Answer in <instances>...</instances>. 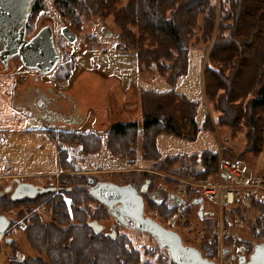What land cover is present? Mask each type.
<instances>
[{
    "label": "trees",
    "instance_id": "16d2710c",
    "mask_svg": "<svg viewBox=\"0 0 264 264\" xmlns=\"http://www.w3.org/2000/svg\"><path fill=\"white\" fill-rule=\"evenodd\" d=\"M53 2L76 30L81 29L83 19L111 15L119 29L116 47L127 52L135 51L139 72L154 68L172 87L168 92L153 93L143 105L141 159H153L156 170L200 181L211 179L216 172L215 152L203 151L200 155L166 156L162 159L157 148V137L161 133L195 139L199 129L194 119L196 102L178 94L174 88L177 79L187 72L191 49L201 50L203 55L206 52L202 89L211 110L216 113L215 123L229 128L231 136L244 131L242 150L233 156H256L263 151L264 0ZM41 7L40 0H37L27 21V33L31 32L33 17ZM86 39L90 41V37ZM69 63L65 65L64 78L70 75ZM59 70L57 66L53 75L57 76ZM202 128L213 131L208 115L204 116ZM137 132L135 123H116L107 131L105 146L112 155L132 160L136 156ZM51 136L59 141L53 132ZM66 141L80 144L85 155L101 148L99 136L91 132H82L79 136L67 133ZM187 158L195 164L200 161L203 169L194 172L189 165L173 167L187 161ZM62 168L65 170L67 166ZM58 180L61 186L59 193H42L8 207L26 222L24 237L35 252V256L22 264H173L164 249H158L161 255L151 262L142 258L152 257L153 251L141 253L132 248L127 236L118 234L112 238L103 233L95 234L88 222L96 220L100 223L109 214L104 205L91 197L85 182L86 175L61 174ZM144 201L145 208L157 210L160 218L174 211L165 202L158 204L147 196ZM93 202L97 204L95 210L87 206ZM24 205L47 208L51 213L50 222L32 212L20 211ZM259 209L263 217L251 225L255 237L264 236V204ZM252 247L249 244V252ZM206 248V244L200 247L204 256Z\"/></svg>",
    "mask_w": 264,
    "mask_h": 264
},
{
    "label": "rangeland",
    "instance_id": "374dc122",
    "mask_svg": "<svg viewBox=\"0 0 264 264\" xmlns=\"http://www.w3.org/2000/svg\"><path fill=\"white\" fill-rule=\"evenodd\" d=\"M53 1L40 0L42 7L33 17L34 21L31 24V32L34 31V28L38 26L42 19L49 21L54 26V41L62 57L58 64L60 67L59 73L54 76L52 72V77H59L62 71H65V65L69 63V59L65 55L66 51L72 52L74 57L80 61H82V57H85L82 61V63H86L85 65L88 64L89 59H92V62L97 65L101 72V74L94 73L89 76V79L78 82L81 84L78 87L80 89L79 99L81 106L89 113L86 117L87 123L79 131L97 134L101 141V148L98 152L85 155L81 152L78 144L66 141L67 162L74 160L80 167L77 172L73 171L75 172L73 173L70 164L67 163V169L64 170L62 168L61 171L64 170L66 173L69 172L71 174L82 173L95 179L113 182L118 185L140 183L148 179L151 182L149 190L159 191L162 196L168 197L167 194L170 191L176 192L181 187L183 188L182 191L186 192L188 196H192L193 186L187 185L186 181L199 183L201 182L200 180H193L189 177L179 178L169 172L156 170L153 159H141L144 100L150 99L148 97H152L153 93L168 92L172 87L162 76L156 73L154 68L150 71L139 72L135 51L129 50L127 52L116 47L119 41V29L113 22L111 15L105 17L92 16L89 19H83L81 29L76 30L71 21L67 17L62 16ZM65 27L75 32V41L68 42L63 38L59 29ZM101 28L104 31L107 30L111 36L101 33L99 31ZM86 37H90V41ZM209 45L210 43L208 47ZM202 57L203 52L201 50H189L187 72L177 79L174 87L175 92L190 101L196 102L194 118L199 127L196 137L195 139H188L161 133L157 137V148L161 158L176 155H200L203 151L218 152L221 154V158L238 163L241 169L244 172L247 171L250 176L262 173L264 171V149L256 156L234 157L233 153L239 154L242 150L245 142L244 131L231 136L229 128L225 126L219 127L215 123L216 113L211 110L201 92ZM76 74L77 69L71 67L69 76L72 78ZM74 82H77V80ZM4 103L6 104V102ZM11 114L9 109L2 107L0 104V128L5 129L0 131V173L3 172V167L6 164L10 165L7 169L8 174L26 175L33 178L32 176L46 173L47 175L51 174V178H54L52 180L56 181L55 179L61 172L57 165V158H59L60 154L58 141L55 144L43 135L28 134L27 131L29 130L27 128L34 127L35 123L29 118L23 119L22 115L24 113L22 111L15 112L14 116ZM205 115H208L213 131L202 128ZM116 123H135L137 125L138 132L134 147L136 156L132 160L112 155L105 146L107 131ZM188 134L190 135V133ZM71 148L73 151L70 153ZM187 159V161L184 160L181 164L177 163L173 167L189 165L194 172H199L203 169L200 161L195 164L190 158ZM188 196H185L187 201L189 199ZM169 201L173 205L172 208H174L171 215L164 218L161 217V219L160 215L157 214V210H147V208L144 209V215L178 233L185 246H193L200 250V247L206 244L205 255H211L214 260H218L216 245L219 227L217 224L200 217L198 218L195 205H190L189 203L177 205L175 202ZM205 205L209 206V203L205 202ZM87 206H90L91 210L97 208L95 202ZM260 206H263V204H258L256 208ZM19 210L24 213L28 212L31 214L32 212L37 214L46 222L51 220L50 211L44 207L24 205ZM226 210H228L226 213L236 214L233 213L236 210L229 211L230 208H226L224 212ZM239 211L251 213L252 209L250 207ZM88 218H90L89 215ZM261 218L244 217L239 218L238 221L232 218L229 220L232 223L227 225H224L223 222L221 225L223 244L226 246L241 245L248 248L249 244L251 246L254 243L263 241L264 236L255 237L251 231V225L261 220ZM100 223L105 224L107 230L109 227L117 228L118 234L127 236L130 239L131 247L141 253L145 250L153 251L152 257L147 255L142 260L147 259L153 262L156 257L161 255V252L157 251L159 248L155 240L149 234H141L137 231L118 227L110 215L108 218L102 219ZM20 240V246L28 256L27 259L35 256L34 250L26 243L23 236L20 237ZM222 263L237 264L236 261L231 262L229 257H225ZM0 264H6L5 258L1 257Z\"/></svg>",
    "mask_w": 264,
    "mask_h": 264
},
{
    "label": "flooded vegetation",
    "instance_id": "af4514ba",
    "mask_svg": "<svg viewBox=\"0 0 264 264\" xmlns=\"http://www.w3.org/2000/svg\"><path fill=\"white\" fill-rule=\"evenodd\" d=\"M46 26L51 27L54 38V26L45 19H42L38 23V26L34 28L33 32L27 33L26 27V36L31 38ZM62 29H59L60 33ZM99 31L105 35H109L107 30L104 31L101 28ZM54 43L56 46L55 41ZM65 55L68 57L71 67L77 69L75 77L71 78V76H68L64 78L65 71H62L59 77H52V72L44 73L38 69L27 68L21 63L17 55L7 56L4 48L0 45V104L2 107L9 109L12 116L15 115V112L22 111L24 113L22 115L23 119L29 118L35 123L34 127L27 128L29 130L27 131L28 134L43 135L56 144V140L51 136L53 132L59 139L58 147L60 148V154L59 158H57L58 168L61 171L62 167H66L67 163H69L72 168L71 171L77 172L80 166L74 160L68 159L69 162H67L65 145L67 133L71 136H79L82 133L79 130L87 123L86 117L89 114L81 106L79 99L80 89H78L81 84L78 82L89 79V76L94 73L101 74V72L97 65L92 62V59L88 60L87 66L85 65L86 63H82L85 57H82V61H80L74 57L72 52L66 51ZM61 57L60 54V60ZM76 80L77 82H74ZM4 130V128H0V131ZM78 145L81 149V145ZM70 150L71 153L73 149L71 148ZM9 166L5 164L3 172L0 173V216H4L7 221V225L0 232V259L1 257L5 258L6 264H21L28 258L20 246V237L23 236L25 239L24 230L26 228V222L23 218L17 216V212H14L13 209L8 207L25 199H32L42 193H59L61 186L58 177L63 173L69 174V172L61 171L57 179H55L56 181H53L52 179L54 178H51V174L47 175L46 173L32 176L33 178L26 175L8 174L7 169ZM95 181H98V179H95ZM29 186L48 190L38 192L33 197L24 196L15 199L12 198V194L18 187ZM149 194L152 197L157 196L153 191H149ZM143 196L148 197V194L145 193ZM158 198L161 199L160 196ZM100 225L102 226L100 232L90 228L95 234L103 233L111 237L118 235L117 228L109 227L108 231L105 224L101 223ZM115 225L122 227L116 222ZM122 228L131 230L127 227Z\"/></svg>",
    "mask_w": 264,
    "mask_h": 264
},
{
    "label": "water",
    "instance_id": "95a60500",
    "mask_svg": "<svg viewBox=\"0 0 264 264\" xmlns=\"http://www.w3.org/2000/svg\"><path fill=\"white\" fill-rule=\"evenodd\" d=\"M35 2L36 0H0V45L7 56L17 55L25 67L49 73L59 60L51 27L42 28L31 38L25 37L26 22ZM62 35L69 42L75 39L69 28L62 29ZM86 182L90 195L106 206L119 225L152 236L158 247L167 251L173 264H217L204 257L197 248L185 246L175 231L144 216L142 194L148 189V179L139 184V187L135 183L118 185L108 181H95L90 176L86 178ZM47 190L33 186L18 187L12 198L33 197L36 193ZM6 225L5 217L0 216V232ZM89 226L97 232L102 229L96 221L89 222ZM238 264H264V242L254 245L247 260L240 256Z\"/></svg>",
    "mask_w": 264,
    "mask_h": 264
},
{
    "label": "built area",
    "instance_id": "2783aa9c",
    "mask_svg": "<svg viewBox=\"0 0 264 264\" xmlns=\"http://www.w3.org/2000/svg\"><path fill=\"white\" fill-rule=\"evenodd\" d=\"M186 184L193 186L195 190V198H201L209 203L211 207L201 205L200 218L212 221L219 227L217 231L218 241L216 249L218 250L219 263H222L224 251L226 245L223 244L222 238V224L227 225L232 223L234 218L236 221L239 218H261L263 213L259 208H256L258 204H264V173L258 176H246L241 168L228 160L219 158L217 161L216 178L207 182H191L186 181ZM178 191H182V187L178 188ZM252 209L251 213L243 212L239 210ZM226 208H230L229 211L236 210L233 213L224 212ZM240 253L246 251L245 246L236 248Z\"/></svg>",
    "mask_w": 264,
    "mask_h": 264
},
{
    "label": "crops",
    "instance_id": "0c3cea01",
    "mask_svg": "<svg viewBox=\"0 0 264 264\" xmlns=\"http://www.w3.org/2000/svg\"><path fill=\"white\" fill-rule=\"evenodd\" d=\"M205 58H206V52L204 53V55H203V57L201 59V92H202L203 97H204V94H203V89H202V70H203V65H204Z\"/></svg>",
    "mask_w": 264,
    "mask_h": 264
}]
</instances>
